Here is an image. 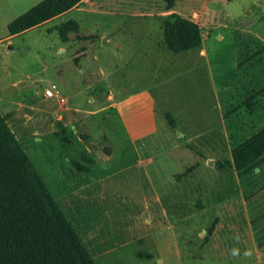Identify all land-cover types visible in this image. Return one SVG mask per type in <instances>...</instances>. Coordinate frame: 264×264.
Returning <instances> with one entry per match:
<instances>
[{
	"label": "rangeland",
	"instance_id": "obj_1",
	"mask_svg": "<svg viewBox=\"0 0 264 264\" xmlns=\"http://www.w3.org/2000/svg\"><path fill=\"white\" fill-rule=\"evenodd\" d=\"M40 1L0 0V43L19 48L0 45V114L95 264H181L183 240L204 253L218 220V240L242 236L228 231L247 184L220 166L264 126V0H176L202 42L164 63L162 0H81L10 35Z\"/></svg>",
	"mask_w": 264,
	"mask_h": 264
},
{
	"label": "trees",
	"instance_id": "obj_2",
	"mask_svg": "<svg viewBox=\"0 0 264 264\" xmlns=\"http://www.w3.org/2000/svg\"><path fill=\"white\" fill-rule=\"evenodd\" d=\"M80 1L42 0L11 21L8 32L21 33ZM162 1L167 10L175 3ZM74 25L73 30L77 28ZM201 42V30L195 22L174 12L165 18L163 45L168 50L177 53L199 47ZM263 160L264 126L235 144L231 160L220 168L233 167L242 175ZM0 264H95L1 114Z\"/></svg>",
	"mask_w": 264,
	"mask_h": 264
},
{
	"label": "crops",
	"instance_id": "obj_3",
	"mask_svg": "<svg viewBox=\"0 0 264 264\" xmlns=\"http://www.w3.org/2000/svg\"><path fill=\"white\" fill-rule=\"evenodd\" d=\"M134 1L137 2V4H143V5L144 4L146 5L145 2H147V0H134ZM175 3H176V0H175ZM172 12L181 15V9H177L175 7V4L171 9L166 10L161 13H172ZM142 14L154 15L153 12H148V13L143 12ZM162 39L158 40L157 45L153 44L155 54L157 55L156 57L160 61L158 63H164L163 59L166 57L169 58V54L167 53L171 54V51L165 48V46L161 43ZM108 41H109V38H108ZM164 49H167V52H165ZM191 49H194V48H191ZM148 52H149L148 50L144 51L142 58H144L145 54H148ZM201 53H203V50H201ZM177 55H181V51L177 52ZM115 56L117 58V61L118 59L120 60L119 61L120 63H122L121 60L123 61V65L124 63L131 62L130 58H128L126 62H124V55H120V56L115 55ZM130 57L135 60V54L130 55ZM176 57H179L181 59V56H176ZM142 58L140 59V61L142 60ZM172 61L173 60H170L169 62H166V63H168L171 66L175 64ZM177 62L180 63L181 60ZM169 65H167V67ZM119 91L116 90V92H114L115 93L114 96H118V95L120 96L122 92L121 91L119 92ZM134 94L135 95L133 96H139V97L144 96L145 97V102H146L145 115H149V113L154 112V106H153L154 100L152 97L154 95L151 92H148V91L139 92L138 91L137 93H134ZM228 168H233V167H228ZM260 170H263V172H259ZM256 171L257 173L254 174V172ZM261 174H264V160L258 163L257 165H255L254 168L247 171L246 173L242 175H237L240 182H243V184H247V187L245 188V190H243V192L241 191L242 193H240V196H241L240 200L242 201V205H244L243 212L241 213L242 223L240 224L241 225L240 227H238L235 223H232L231 227L229 226V230L231 231H228V233H231L233 231L237 233L236 229L242 228L241 231L244 230L243 235L239 236L237 234L238 240L231 239V237L225 240H223V238L220 237L218 240L217 234H218L219 228H221V224L219 225V220H218V223L215 224L214 226L212 234L208 238V243L204 244V247H203L204 249L208 247L206 250H204L205 251L204 253L202 252V248H199L198 246L190 247L188 244V241H189L188 239L183 240V242L181 243V247H182L181 248V264H199V262H207V261L212 262L213 258L216 259L218 256H223L221 257L222 259L230 258L232 254V250L238 249V248L243 249L244 252L247 251L248 253L244 262H242V259L245 258L244 256H240L237 259L238 262H242L243 264H264V175L260 176ZM254 181H257L256 183L258 184L255 186H252L255 184ZM201 202L206 207V204L204 203L202 199H201ZM220 240H221V243L219 242ZM223 242L225 243L223 244Z\"/></svg>",
	"mask_w": 264,
	"mask_h": 264
},
{
	"label": "built area",
	"instance_id": "obj_4",
	"mask_svg": "<svg viewBox=\"0 0 264 264\" xmlns=\"http://www.w3.org/2000/svg\"><path fill=\"white\" fill-rule=\"evenodd\" d=\"M44 94L45 96H59L58 89L53 86L46 88Z\"/></svg>",
	"mask_w": 264,
	"mask_h": 264
},
{
	"label": "water",
	"instance_id": "obj_5",
	"mask_svg": "<svg viewBox=\"0 0 264 264\" xmlns=\"http://www.w3.org/2000/svg\"><path fill=\"white\" fill-rule=\"evenodd\" d=\"M0 45L1 46H5L6 48H8V49H19L17 46H15V45H13V44H8V43H4V42H2V43H0Z\"/></svg>",
	"mask_w": 264,
	"mask_h": 264
},
{
	"label": "clouds",
	"instance_id": "obj_6",
	"mask_svg": "<svg viewBox=\"0 0 264 264\" xmlns=\"http://www.w3.org/2000/svg\"><path fill=\"white\" fill-rule=\"evenodd\" d=\"M234 239H237L238 240V237H234ZM232 254L233 255H237L238 254V249H233L232 250Z\"/></svg>",
	"mask_w": 264,
	"mask_h": 264
}]
</instances>
